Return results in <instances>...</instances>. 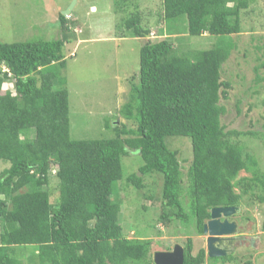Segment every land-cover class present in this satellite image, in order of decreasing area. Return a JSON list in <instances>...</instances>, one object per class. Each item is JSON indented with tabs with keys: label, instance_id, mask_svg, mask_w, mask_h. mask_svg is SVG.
<instances>
[{
	"label": "trees",
	"instance_id": "1",
	"mask_svg": "<svg viewBox=\"0 0 264 264\" xmlns=\"http://www.w3.org/2000/svg\"><path fill=\"white\" fill-rule=\"evenodd\" d=\"M253 2L163 0L170 33L184 18L190 35L207 32L215 43L180 53L170 39H147L139 81L132 82L118 122H106L115 132L107 138L71 136L70 92L62 75L71 22L66 15L58 20L66 37L0 42V164H6L0 169V264H156L151 239L125 235L121 200L113 198L124 177L122 157L133 150L144 162L126 180L141 189L144 176L164 175L159 217L167 227L180 221L203 235L213 207H241L246 198L264 203V171L238 140L264 134L227 129L222 121L227 107L221 100L231 87L222 68L236 48L233 36L242 31V11ZM126 28L137 37L150 33L137 13ZM7 82L14 88H5ZM167 136L192 140L186 204L179 152L169 148ZM53 170L56 203L47 188ZM243 170L251 174L240 176ZM28 247L26 260L21 250ZM183 247V264L209 259L206 248L193 253L191 237ZM210 258L226 264L235 257Z\"/></svg>",
	"mask_w": 264,
	"mask_h": 264
},
{
	"label": "rangeland",
	"instance_id": "2",
	"mask_svg": "<svg viewBox=\"0 0 264 264\" xmlns=\"http://www.w3.org/2000/svg\"><path fill=\"white\" fill-rule=\"evenodd\" d=\"M74 1L71 13L66 15L71 22L65 44L67 64L62 75L70 92L71 136L76 139L114 136V130L105 124L110 120L118 122L119 109L129 100L132 82L139 81L140 48L147 39H170L180 53L208 49L215 43L216 37L207 32L190 35L184 28L187 24L184 18L172 23L174 30L170 33L163 0H0V42L66 37L58 24L59 15ZM136 13L142 26L150 31L146 37L134 36L126 28V20ZM241 20L242 31L233 36L236 48L222 68L223 79L231 85L228 98L221 100L227 107L222 121L227 129L264 134V0H254L242 11ZM5 88L14 87L7 82ZM238 140L245 147V155L252 154L264 171V139L241 136ZM166 143L179 152L186 204L192 140L188 136H167ZM143 162L137 151L124 155V177L115 184L113 198L121 200L120 221L125 235L151 239L153 256L159 251L172 250L176 244L184 246L188 237L193 238L194 254L206 248L205 236L197 234L193 224L187 226L178 221L167 227L160 220L162 173L155 171L144 176L145 187L141 189L127 182L126 177L137 172ZM5 166L0 164V169ZM54 173L55 170L47 188L51 201L56 203L59 182ZM250 174L245 170L240 172V176ZM231 217L239 223V232L250 238L235 246L230 253L235 258L226 264H264L261 228L264 203L246 198ZM21 251L26 254V260L32 256L30 247ZM211 260L209 257L204 264L220 262L219 258H214L213 263Z\"/></svg>",
	"mask_w": 264,
	"mask_h": 264
},
{
	"label": "water",
	"instance_id": "3",
	"mask_svg": "<svg viewBox=\"0 0 264 264\" xmlns=\"http://www.w3.org/2000/svg\"><path fill=\"white\" fill-rule=\"evenodd\" d=\"M74 4L75 1L63 11V14H70ZM239 210L238 206H218L211 209L210 218L204 224V233L208 235L207 254L210 257L226 256L229 253V245L232 244L234 235L239 230V223L236 220H230L229 216ZM222 215L224 219L221 218ZM184 258V247L179 244L170 251H159L154 254L156 264H183Z\"/></svg>",
	"mask_w": 264,
	"mask_h": 264
},
{
	"label": "flooded vegetation",
	"instance_id": "4",
	"mask_svg": "<svg viewBox=\"0 0 264 264\" xmlns=\"http://www.w3.org/2000/svg\"><path fill=\"white\" fill-rule=\"evenodd\" d=\"M233 216H234V214H233ZM221 218L224 219V216L222 215ZM229 219H230V220H234V218L231 217V216H229ZM239 229H240V227H239ZM239 231H240V230H238L237 234L234 235V239L232 240V244L229 245V248H228V252H229V253L235 250V248H236L235 246H236L237 244L242 245V244L244 243V241H245L247 238H250V237H248L249 235H247V234H241V232H239ZM203 235L205 236V243H206V248H207V237H208V235L205 234V233H204ZM223 240H224V239H223ZM224 241H225V240H224ZM227 241H228V240H227ZM227 241H226V243H228ZM207 255H208V254H207Z\"/></svg>",
	"mask_w": 264,
	"mask_h": 264
},
{
	"label": "clouds",
	"instance_id": "5",
	"mask_svg": "<svg viewBox=\"0 0 264 264\" xmlns=\"http://www.w3.org/2000/svg\"><path fill=\"white\" fill-rule=\"evenodd\" d=\"M207 250V249H206ZM231 253V252H230ZM230 253H228L227 255H229ZM209 256V255H208ZM210 257V256H209Z\"/></svg>",
	"mask_w": 264,
	"mask_h": 264
}]
</instances>
